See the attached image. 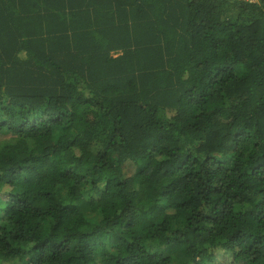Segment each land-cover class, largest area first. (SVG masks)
Instances as JSON below:
<instances>
[{
  "label": "trees",
  "instance_id": "trees-1",
  "mask_svg": "<svg viewBox=\"0 0 264 264\" xmlns=\"http://www.w3.org/2000/svg\"><path fill=\"white\" fill-rule=\"evenodd\" d=\"M0 264H264V0H0Z\"/></svg>",
  "mask_w": 264,
  "mask_h": 264
},
{
  "label": "rangeland",
  "instance_id": "rangeland-1",
  "mask_svg": "<svg viewBox=\"0 0 264 264\" xmlns=\"http://www.w3.org/2000/svg\"><path fill=\"white\" fill-rule=\"evenodd\" d=\"M124 169H125V172H126V175L129 176L132 172V169H133V166H131L130 164H128V166H124Z\"/></svg>",
  "mask_w": 264,
  "mask_h": 264
},
{
  "label": "built area",
  "instance_id": "built-area-1",
  "mask_svg": "<svg viewBox=\"0 0 264 264\" xmlns=\"http://www.w3.org/2000/svg\"><path fill=\"white\" fill-rule=\"evenodd\" d=\"M244 1L255 2V1H258V0H244Z\"/></svg>",
  "mask_w": 264,
  "mask_h": 264
}]
</instances>
